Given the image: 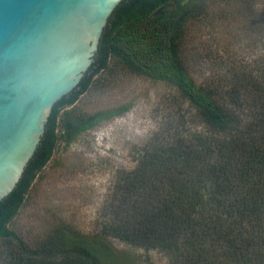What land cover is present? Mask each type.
Wrapping results in <instances>:
<instances>
[{
  "label": "trees",
  "instance_id": "16d2710c",
  "mask_svg": "<svg viewBox=\"0 0 264 264\" xmlns=\"http://www.w3.org/2000/svg\"><path fill=\"white\" fill-rule=\"evenodd\" d=\"M256 1L216 0L250 19L258 14ZM205 2L123 0L113 11L92 66L78 89L53 106L34 156L0 202V238L19 245L18 253L6 257L8 264H131L103 234L60 226L32 249L7 227L50 160L58 129L69 143L126 111L86 118L65 114L60 120V111L89 90L111 59L133 74L174 87L204 131L183 134L179 126L184 124H178L137 150L135 166L120 176L121 206L106 232L134 249L160 252L169 264H264V63L229 68L216 85L195 83L180 43L188 22L206 10Z\"/></svg>",
  "mask_w": 264,
  "mask_h": 264
},
{
  "label": "rangeland",
  "instance_id": "374dc122",
  "mask_svg": "<svg viewBox=\"0 0 264 264\" xmlns=\"http://www.w3.org/2000/svg\"><path fill=\"white\" fill-rule=\"evenodd\" d=\"M255 8L258 14L250 19L206 0V10L188 22L180 54L197 85L218 84L229 68L264 63V0H257ZM121 108H126L123 114L80 132L69 143L56 131L50 160L7 226L27 248L38 247L55 228L67 226L83 235H106L117 251L129 255L131 264H169L160 252L134 249L106 227L120 209L117 184L135 166L137 150L155 133L166 134L178 124H184L179 126L183 134L204 131L203 122L174 87L133 74L114 59L72 107L60 111V120L65 114L86 118ZM18 247L16 241L0 238V264H8L6 257L18 253Z\"/></svg>",
  "mask_w": 264,
  "mask_h": 264
},
{
  "label": "water",
  "instance_id": "95a60500",
  "mask_svg": "<svg viewBox=\"0 0 264 264\" xmlns=\"http://www.w3.org/2000/svg\"><path fill=\"white\" fill-rule=\"evenodd\" d=\"M123 0H0V202L34 156L53 106L78 89Z\"/></svg>",
  "mask_w": 264,
  "mask_h": 264
}]
</instances>
